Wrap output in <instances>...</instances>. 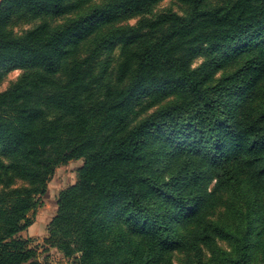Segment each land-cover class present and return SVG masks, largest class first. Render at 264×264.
I'll use <instances>...</instances> for the list:
<instances>
[{"label": "trees", "instance_id": "obj_1", "mask_svg": "<svg viewBox=\"0 0 264 264\" xmlns=\"http://www.w3.org/2000/svg\"><path fill=\"white\" fill-rule=\"evenodd\" d=\"M94 1L0 2V72H25L0 93V157L9 160L0 161V264H41L21 234L33 225L28 215L57 167L72 160L83 166L76 184L58 195L45 240L71 264H162L175 252L195 264H251L252 222L264 189V108L252 115L241 109L264 78V0L213 10L203 8L208 0H175L189 14L141 22L138 30L157 34L150 43L121 32V61L103 91L92 56L72 59L63 83L54 76L103 29L163 0ZM17 11L76 16L13 37L7 27ZM115 34L101 33L99 41ZM243 55L234 72L208 86ZM199 56L209 64L190 71ZM174 96L187 100L131 123L142 105ZM241 176L248 193L238 185ZM209 178L223 187L233 182L236 202L222 220L203 223ZM216 240L231 244L232 254L211 249Z\"/></svg>", "mask_w": 264, "mask_h": 264}, {"label": "rangeland", "instance_id": "obj_2", "mask_svg": "<svg viewBox=\"0 0 264 264\" xmlns=\"http://www.w3.org/2000/svg\"><path fill=\"white\" fill-rule=\"evenodd\" d=\"M1 2V0H0ZM234 0H208L203 8L204 10H213L226 7L230 5ZM102 0L94 1L91 6L101 4ZM189 7L187 5L180 4L175 0H163L153 7V9L148 13L140 16L133 17L131 19L125 20L122 23L113 25L109 28L103 29L97 35L92 37L90 40L82 44L74 56V58L68 57L63 60L61 72L54 76V81L58 83H63L66 80V74L68 73L71 65L72 59L83 60L89 56H92L90 65L93 67V71L97 77H99L98 87H104V85L109 82L114 81V74L118 63L121 61V51L123 48V42H118L121 38L122 33L126 37L134 36L137 37L135 42L148 44L150 43L157 34L149 33L145 30H138L141 22L147 21L151 22L163 14H174L179 17H185L189 14ZM76 14L62 17V18H34L26 12L17 11L14 15L12 21L7 27V31L13 37L23 36L26 32L33 30L34 28L40 26L41 24L46 23L51 29L57 28L63 25L68 20L73 19ZM111 31H118V34H115L106 42H100L99 39L102 34H107ZM121 33V34H120ZM103 43V44H102ZM245 55L239 56L231 61L223 69L219 70L212 81L208 86H213L217 84L220 78L224 77L227 74L234 72L244 61ZM208 59H205L202 56L194 58L189 64L190 71H196L200 69L203 65L207 63ZM24 71H1L0 72V93L5 92L11 86H13L18 79L24 75ZM104 89L102 88V91ZM187 100L183 96H174L164 100L163 102L155 105L153 107H147L142 105L138 108L134 115L131 117V123H136L144 119L145 117L167 108L177 102H182ZM264 108V78L258 84L254 90L252 98L244 105L241 109V113L246 115H252L257 109ZM0 161L4 164H8L9 160L3 157H0ZM83 166V160H72L63 165H60L55 170L54 176L47 183L46 193L44 196L38 199V204L36 209L33 212H30L28 217L33 221L34 229H37L36 234H32L29 230L25 231L21 235V239L28 242V247L34 251L35 258L41 264H71L70 261L63 258V256L56 251L53 247L45 244L47 239V225L52 220L56 214V201L58 195L65 189L76 184L78 179V170ZM246 177L241 176L239 178V187L244 188L245 192H250L247 187ZM264 188V185H263ZM1 189V188H0ZM261 189V188H260ZM259 189V190H260ZM233 182L221 186L214 178H209L206 182L205 192L209 195H212L209 201L207 198L203 209L205 213L200 219L201 222L215 221L217 219L222 220L225 213L231 211L230 204L236 202L235 192L232 194ZM258 190L254 189L253 192ZM263 195L260 198V201L257 205H261V208L257 209L260 211L257 215L254 216L252 222V249H251V264H264V189ZM241 208H245L244 204L241 205ZM246 209V208H245ZM48 221V222H47ZM47 222V223H46ZM44 223L45 226L43 225ZM197 225H193L189 228L190 231H193ZM184 230V229H182ZM263 230V231H262ZM44 232L42 235H39V232ZM263 233V234H262ZM129 241L133 245H139V242L134 238H129ZM211 249H214L218 252H225L227 254H232V245L221 240H216L212 245ZM211 250H206L204 248V259L210 260L212 254ZM162 264H195L192 257L188 256L185 252H175L171 255L165 257L162 261Z\"/></svg>", "mask_w": 264, "mask_h": 264}, {"label": "crops", "instance_id": "obj_3", "mask_svg": "<svg viewBox=\"0 0 264 264\" xmlns=\"http://www.w3.org/2000/svg\"><path fill=\"white\" fill-rule=\"evenodd\" d=\"M47 222H48V221H47ZM47 222H46V223H47ZM46 223H44L43 225L45 226ZM28 230H29V232H31L32 234H36V235L38 234V233H36V232L39 231V230H37V229H34L33 226H31ZM23 233H25V232H23ZM23 233H22V234H23ZM43 233H44V232H41V231H40V232H39V235H42ZM22 234H21V235H22Z\"/></svg>", "mask_w": 264, "mask_h": 264}]
</instances>
